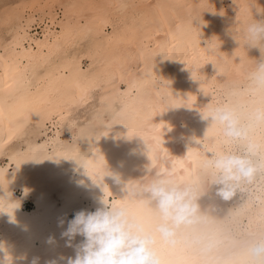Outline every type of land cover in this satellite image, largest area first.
I'll return each instance as SVG.
<instances>
[{
  "label": "bare ground",
  "instance_id": "bare-ground-1",
  "mask_svg": "<svg viewBox=\"0 0 264 264\" xmlns=\"http://www.w3.org/2000/svg\"><path fill=\"white\" fill-rule=\"evenodd\" d=\"M254 21H264V0H22L1 9L0 260L67 264L83 237L69 247L62 232L103 198L152 227L154 208L137 190L172 173L204 191L207 219L175 245L159 242L162 264H247L248 243L264 237V172L224 201L201 164L244 150L212 123L217 107L235 110L264 143V126L249 120L264 106L250 81L264 55V42L246 39Z\"/></svg>",
  "mask_w": 264,
  "mask_h": 264
},
{
  "label": "clouds",
  "instance_id": "clouds-1",
  "mask_svg": "<svg viewBox=\"0 0 264 264\" xmlns=\"http://www.w3.org/2000/svg\"><path fill=\"white\" fill-rule=\"evenodd\" d=\"M245 34L251 47L264 42V21L249 23ZM250 81L254 91H264V55L250 73ZM209 115L212 123L222 129L225 143L244 144L242 152L219 151L201 164L208 185L216 187V196L229 201L238 190L251 184L257 173L264 172V143L252 138L250 125L243 124L235 110L217 107ZM249 120L251 125L264 126V106L256 108ZM106 175L126 187L119 174ZM137 192L153 206L155 224L146 227L126 203H109L103 198L102 206L94 212L81 210L68 221L61 234L67 238V246L73 247L71 242L77 236L83 240L75 245V257L68 258L67 264H162L158 243L175 245L183 231L207 219L197 203L204 191L180 184L172 173H157ZM247 253V264H264V237L250 241ZM0 264H10L7 256Z\"/></svg>",
  "mask_w": 264,
  "mask_h": 264
},
{
  "label": "rangeland",
  "instance_id": "rangeland-1",
  "mask_svg": "<svg viewBox=\"0 0 264 264\" xmlns=\"http://www.w3.org/2000/svg\"><path fill=\"white\" fill-rule=\"evenodd\" d=\"M6 1V2H5ZM20 1H22V0H0V10L1 9H3V8H5L6 6H8V5H10V4H16V3H18V2H20ZM21 194H22V192L21 191H18V195L19 196H21ZM32 199H29L27 202H26V204H25V206L29 209V208H31L32 206H33V202L31 201Z\"/></svg>",
  "mask_w": 264,
  "mask_h": 264
}]
</instances>
